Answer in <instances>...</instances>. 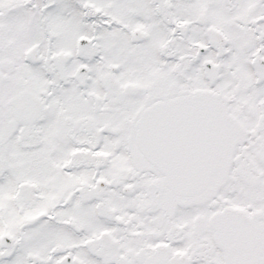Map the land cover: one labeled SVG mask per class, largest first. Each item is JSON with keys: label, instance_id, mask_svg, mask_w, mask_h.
<instances>
[{"label": "snow or ice", "instance_id": "snow-or-ice-1", "mask_svg": "<svg viewBox=\"0 0 264 264\" xmlns=\"http://www.w3.org/2000/svg\"><path fill=\"white\" fill-rule=\"evenodd\" d=\"M0 264H264V0H0Z\"/></svg>", "mask_w": 264, "mask_h": 264}]
</instances>
